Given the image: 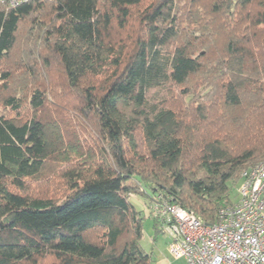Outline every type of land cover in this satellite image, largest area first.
I'll use <instances>...</instances> for the list:
<instances>
[{"label":"trees","instance_id":"16d2710c","mask_svg":"<svg viewBox=\"0 0 264 264\" xmlns=\"http://www.w3.org/2000/svg\"><path fill=\"white\" fill-rule=\"evenodd\" d=\"M261 160L264 0H0V264H150L131 193L215 223Z\"/></svg>","mask_w":264,"mask_h":264},{"label":"built area","instance_id":"2783aa9c","mask_svg":"<svg viewBox=\"0 0 264 264\" xmlns=\"http://www.w3.org/2000/svg\"><path fill=\"white\" fill-rule=\"evenodd\" d=\"M30 0H8L17 7ZM152 213L164 225L169 252L187 264H264V160L242 174L239 199L207 223L180 203L159 195Z\"/></svg>","mask_w":264,"mask_h":264},{"label":"rangeland","instance_id":"374dc122","mask_svg":"<svg viewBox=\"0 0 264 264\" xmlns=\"http://www.w3.org/2000/svg\"><path fill=\"white\" fill-rule=\"evenodd\" d=\"M52 76L50 80V86L59 87V84L62 83V79H58L57 74ZM64 91V88L60 90ZM159 91H154L153 96L158 95ZM164 92H161L163 94ZM178 100V96H177ZM82 134V132H80ZM73 139L75 137L73 136ZM81 140V139H80ZM48 181V180H47ZM40 181H33L32 184L36 186L37 184L43 188L45 191L47 190V194L54 195L56 198L61 197L63 194L62 189L57 187V183H50L47 186L40 185ZM51 182V181H48ZM59 182V181H56ZM241 184V180L237 182L235 187L231 191V198L236 201L239 199V186ZM36 191H39L37 188ZM152 194L151 189H147V194L140 193H131L130 201L136 207L137 210L140 211L143 218V237L141 240L142 248L150 255V264H187L185 259H175L169 252L168 244L170 241L169 235L164 232L163 223L159 224L157 221V217L152 213L151 209V199L150 196ZM233 201V202H234Z\"/></svg>","mask_w":264,"mask_h":264},{"label":"crops","instance_id":"0c3cea01","mask_svg":"<svg viewBox=\"0 0 264 264\" xmlns=\"http://www.w3.org/2000/svg\"><path fill=\"white\" fill-rule=\"evenodd\" d=\"M167 264H169V263H167ZM171 264V263H170Z\"/></svg>","mask_w":264,"mask_h":264}]
</instances>
